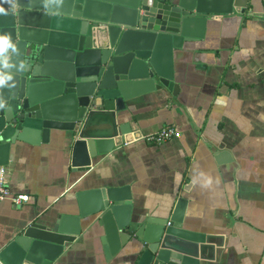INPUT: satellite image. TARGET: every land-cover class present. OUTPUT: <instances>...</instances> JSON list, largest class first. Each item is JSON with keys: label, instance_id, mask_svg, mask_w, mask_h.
<instances>
[{"label": "crops", "instance_id": "obj_1", "mask_svg": "<svg viewBox=\"0 0 264 264\" xmlns=\"http://www.w3.org/2000/svg\"><path fill=\"white\" fill-rule=\"evenodd\" d=\"M173 80L175 95L140 96L120 118L94 122L103 137L133 123L142 138L87 172L84 149L74 153L62 132L47 143H16L6 184L29 201L0 202V249L29 225L76 211L79 191L129 187L133 224L168 219L187 201L183 228L203 241L178 242V250L199 264H264V0L209 18L202 39L174 51ZM164 127L179 138L144 141ZM87 225L81 221L82 235L52 264H124L127 248L107 261L101 233Z\"/></svg>", "mask_w": 264, "mask_h": 264}, {"label": "water", "instance_id": "obj_2", "mask_svg": "<svg viewBox=\"0 0 264 264\" xmlns=\"http://www.w3.org/2000/svg\"><path fill=\"white\" fill-rule=\"evenodd\" d=\"M248 0H0V167L16 143H47L64 133L85 166L137 138L133 123L109 136L94 122L120 118L137 97L175 95L174 51L200 40L214 15L244 13ZM92 126V127H91ZM90 127V130H89ZM90 132V134H89ZM136 138V139H137ZM76 211L29 225L0 249L2 264H52L82 235L101 233L107 261L127 248L124 264H199L178 242L201 243L183 228L187 201L168 219L130 221L129 187L75 193ZM70 212V213H69Z\"/></svg>", "mask_w": 264, "mask_h": 264}, {"label": "built area", "instance_id": "obj_3", "mask_svg": "<svg viewBox=\"0 0 264 264\" xmlns=\"http://www.w3.org/2000/svg\"><path fill=\"white\" fill-rule=\"evenodd\" d=\"M179 138V134L170 127L162 128L158 133L152 136L144 137V141L154 145L160 146L161 144L173 139ZM7 170L5 167H0V202L5 199H10L14 205L20 206L21 204L28 203L29 197L27 196H12L6 184ZM0 264L1 261H0Z\"/></svg>", "mask_w": 264, "mask_h": 264}, {"label": "clouds", "instance_id": "obj_4", "mask_svg": "<svg viewBox=\"0 0 264 264\" xmlns=\"http://www.w3.org/2000/svg\"><path fill=\"white\" fill-rule=\"evenodd\" d=\"M5 45H7V40L6 39H0V50H2Z\"/></svg>", "mask_w": 264, "mask_h": 264}]
</instances>
